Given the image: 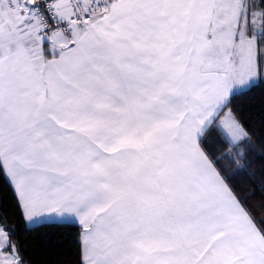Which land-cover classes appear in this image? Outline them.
Returning <instances> with one entry per match:
<instances>
[{
  "label": "snow or ice",
  "instance_id": "1",
  "mask_svg": "<svg viewBox=\"0 0 264 264\" xmlns=\"http://www.w3.org/2000/svg\"><path fill=\"white\" fill-rule=\"evenodd\" d=\"M256 84L264 0H0V175L26 222L78 225L75 264H264ZM10 221L0 264H32Z\"/></svg>",
  "mask_w": 264,
  "mask_h": 264
},
{
  "label": "trees",
  "instance_id": "2",
  "mask_svg": "<svg viewBox=\"0 0 264 264\" xmlns=\"http://www.w3.org/2000/svg\"><path fill=\"white\" fill-rule=\"evenodd\" d=\"M236 104L242 112V118L249 122L257 134L264 128V85L256 84L250 90L237 93ZM264 149L255 142V152L251 157L255 163L251 170L257 173L250 177L246 171L244 176H237L236 181L245 189L242 195L253 197L254 203H259V197L264 195L261 191L259 173L264 170ZM246 177H248L246 179ZM0 204L11 216L10 223L15 225L18 239L27 249L26 255L32 264H75L76 254L73 238L78 230V225L72 222H43L29 226L21 218L15 208V199L7 180L0 175Z\"/></svg>",
  "mask_w": 264,
  "mask_h": 264
},
{
  "label": "crops",
  "instance_id": "3",
  "mask_svg": "<svg viewBox=\"0 0 264 264\" xmlns=\"http://www.w3.org/2000/svg\"><path fill=\"white\" fill-rule=\"evenodd\" d=\"M43 222H72V223H75L73 221H69V220H64V221H61V220H56V219H53V220H48V219H45V220H41L39 222H36V223H28L26 222L29 226H34V225H37V224H40V223H43Z\"/></svg>",
  "mask_w": 264,
  "mask_h": 264
}]
</instances>
